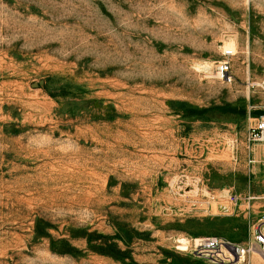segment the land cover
<instances>
[{"label":"rangeland","instance_id":"1","mask_svg":"<svg viewBox=\"0 0 264 264\" xmlns=\"http://www.w3.org/2000/svg\"><path fill=\"white\" fill-rule=\"evenodd\" d=\"M261 118L264 0H0V264L247 247L264 226V145L252 166L246 148Z\"/></svg>","mask_w":264,"mask_h":264},{"label":"built area","instance_id":"2","mask_svg":"<svg viewBox=\"0 0 264 264\" xmlns=\"http://www.w3.org/2000/svg\"><path fill=\"white\" fill-rule=\"evenodd\" d=\"M227 57L234 56V53L227 52ZM217 74L221 82L231 85L234 81L232 74V66L230 62H221L217 67ZM264 145V118L258 119L256 123L251 126L247 133L246 148L248 155V164L250 166L255 164L253 157V149L256 145ZM215 201V196L210 198ZM248 200L254 201L255 197H248ZM229 201L233 206L239 204V198L230 195ZM223 210H229L224 207ZM253 241L247 247L226 242L220 239H206L195 247V255L201 258H207L213 264H237L245 262L246 257L259 251L264 255V226L257 225L253 227L252 231Z\"/></svg>","mask_w":264,"mask_h":264},{"label":"crops","instance_id":"3","mask_svg":"<svg viewBox=\"0 0 264 264\" xmlns=\"http://www.w3.org/2000/svg\"><path fill=\"white\" fill-rule=\"evenodd\" d=\"M260 145H262V144H260ZM257 146H259V145H256L253 149V157L255 160V164L257 163V158L259 157V153H260V150H258Z\"/></svg>","mask_w":264,"mask_h":264},{"label":"bare ground","instance_id":"4","mask_svg":"<svg viewBox=\"0 0 264 264\" xmlns=\"http://www.w3.org/2000/svg\"><path fill=\"white\" fill-rule=\"evenodd\" d=\"M232 47H233V46H232ZM232 53H233V52H232ZM217 76H218V74H217ZM262 84H263V83H262ZM260 86H261V85H260ZM197 241H198V240H197ZM202 242H203V241H202ZM202 242H200V243H202ZM200 243H199V244H200ZM256 252H257V251H256ZM256 252H255V253H256ZM261 254H262V253H261Z\"/></svg>","mask_w":264,"mask_h":264}]
</instances>
